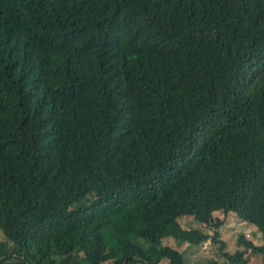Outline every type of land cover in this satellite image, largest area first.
<instances>
[{
    "label": "trees",
    "instance_id": "16d2710c",
    "mask_svg": "<svg viewBox=\"0 0 264 264\" xmlns=\"http://www.w3.org/2000/svg\"><path fill=\"white\" fill-rule=\"evenodd\" d=\"M215 213L264 238V0H0V264H248Z\"/></svg>",
    "mask_w": 264,
    "mask_h": 264
},
{
    "label": "rangeland",
    "instance_id": "374dc122",
    "mask_svg": "<svg viewBox=\"0 0 264 264\" xmlns=\"http://www.w3.org/2000/svg\"><path fill=\"white\" fill-rule=\"evenodd\" d=\"M216 218L223 220V226L218 230L219 239L226 244V251L233 253L235 250H240L242 254L247 258L248 264H260L261 255L254 254L251 248H245L243 246H237V238L239 235H243L246 241L252 242L255 246L264 247V238H262L255 228L247 223L237 219L233 213L224 216L222 213H215ZM179 224L183 228H198L200 225L192 221L191 217H182L179 220ZM245 224V226L243 225ZM201 228H204L201 226ZM212 234V231L209 232ZM5 239L0 232V242H3ZM140 245L144 247L147 246V243L143 240L137 241ZM162 245L175 248L172 238H164L162 240ZM219 244H212L210 242L203 243L200 246L188 245L186 248H182L184 261L186 264L192 263V258L198 260L197 264H209L212 261H215L217 264H222L223 259L220 257L218 250ZM178 248V247H177ZM104 264H110L109 262ZM160 264H169L167 260H163Z\"/></svg>",
    "mask_w": 264,
    "mask_h": 264
},
{
    "label": "crops",
    "instance_id": "0c3cea01",
    "mask_svg": "<svg viewBox=\"0 0 264 264\" xmlns=\"http://www.w3.org/2000/svg\"><path fill=\"white\" fill-rule=\"evenodd\" d=\"M248 224V223H247ZM244 226H245V224H243ZM248 225H250V224H248ZM182 227V226H181ZM183 228V227H182ZM173 244L175 245V243L173 242ZM176 246V245H175ZM188 246V244H182V245H180V246H177V247H175L174 249H176L177 251H179L182 255H183V251H182V248H186ZM183 259H184V256H183ZM198 263V260L197 259H195L194 257L192 258V263L191 264H197ZM184 264H186L185 263V261H184Z\"/></svg>",
    "mask_w": 264,
    "mask_h": 264
}]
</instances>
